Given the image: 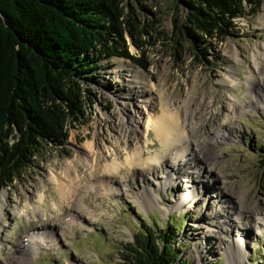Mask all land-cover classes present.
Here are the masks:
<instances>
[{
	"label": "rangeland",
	"instance_id": "1",
	"mask_svg": "<svg viewBox=\"0 0 264 264\" xmlns=\"http://www.w3.org/2000/svg\"><path fill=\"white\" fill-rule=\"evenodd\" d=\"M124 3L149 10L160 32L142 39L150 68L99 62L85 119L0 192V264H131L126 246L147 228L170 231L187 264L264 261V3L237 19L234 36L207 40L203 63L184 40L169 41L183 16L175 0ZM163 114L183 128L168 151L150 128ZM134 146L163 161L126 169ZM114 159L122 167L112 176Z\"/></svg>",
	"mask_w": 264,
	"mask_h": 264
},
{
	"label": "trees",
	"instance_id": "2",
	"mask_svg": "<svg viewBox=\"0 0 264 264\" xmlns=\"http://www.w3.org/2000/svg\"><path fill=\"white\" fill-rule=\"evenodd\" d=\"M175 3L183 16L172 21L169 41L177 46L184 40L203 63L207 40L234 36L237 19L257 15L264 0ZM143 10L136 13L124 0H0V192L20 183L48 148L68 140L69 127L85 119L94 96L88 87L101 60L125 59L148 71L149 42L142 39L155 30L146 21L151 12ZM169 235L137 232L125 261L187 264Z\"/></svg>",
	"mask_w": 264,
	"mask_h": 264
},
{
	"label": "bare ground",
	"instance_id": "3",
	"mask_svg": "<svg viewBox=\"0 0 264 264\" xmlns=\"http://www.w3.org/2000/svg\"><path fill=\"white\" fill-rule=\"evenodd\" d=\"M130 105L135 107V100L137 99L135 94L130 93ZM153 107V105H151ZM133 118V117H132ZM151 120L149 119L148 122ZM150 128L155 132L156 138L160 142L161 146L165 150H169L173 144H181L183 142L182 136H183V128L177 123L176 117L169 116L167 114H163L161 118L156 119L154 122L150 124ZM148 136V135H147ZM125 138L127 141L129 140H134L130 136V134L126 131L125 132ZM135 149L133 148V153L130 155L128 154L126 158L124 159V166L128 167L126 169H134L136 171H143V167L147 165L150 167V164L152 162H156L157 164L163 161V157L161 155L155 154L152 157H149L148 161H144L143 156H144V151L139 148L134 146ZM117 150V149H115ZM114 152V157L115 159L120 158L119 152ZM183 154L180 155L182 157ZM115 159L112 161L110 166L106 168V172L110 173L109 175H117L120 173V169L122 167L119 162H116Z\"/></svg>",
	"mask_w": 264,
	"mask_h": 264
}]
</instances>
